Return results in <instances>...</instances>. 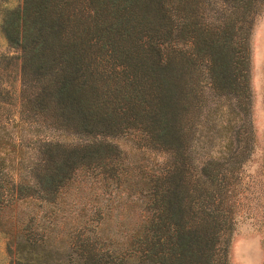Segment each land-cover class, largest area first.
Here are the masks:
<instances>
[{
	"label": "trees",
	"instance_id": "trees-1",
	"mask_svg": "<svg viewBox=\"0 0 264 264\" xmlns=\"http://www.w3.org/2000/svg\"><path fill=\"white\" fill-rule=\"evenodd\" d=\"M263 4L2 5L19 79L12 110L0 81L4 264L226 263L253 150L248 36Z\"/></svg>",
	"mask_w": 264,
	"mask_h": 264
},
{
	"label": "rangeland",
	"instance_id": "rangeland-1",
	"mask_svg": "<svg viewBox=\"0 0 264 264\" xmlns=\"http://www.w3.org/2000/svg\"><path fill=\"white\" fill-rule=\"evenodd\" d=\"M16 2L19 0H0V11L2 5H14ZM248 44L253 150L242 171L241 184L245 186L241 194L243 204L238 206L240 212L225 247V264H262L264 259V175L259 171L264 148V4L253 17ZM17 53L18 50L6 45L0 32V81L7 87L11 85V110L17 106L19 91ZM4 239L0 232V264L11 259Z\"/></svg>",
	"mask_w": 264,
	"mask_h": 264
}]
</instances>
